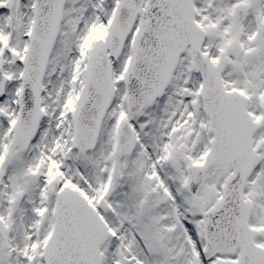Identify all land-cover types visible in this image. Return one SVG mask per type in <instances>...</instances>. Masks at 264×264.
I'll list each match as a JSON object with an SVG mask.
<instances>
[{
    "label": "snow or ice",
    "instance_id": "6c2138e0",
    "mask_svg": "<svg viewBox=\"0 0 264 264\" xmlns=\"http://www.w3.org/2000/svg\"><path fill=\"white\" fill-rule=\"evenodd\" d=\"M0 264H264V0H0Z\"/></svg>",
    "mask_w": 264,
    "mask_h": 264
}]
</instances>
